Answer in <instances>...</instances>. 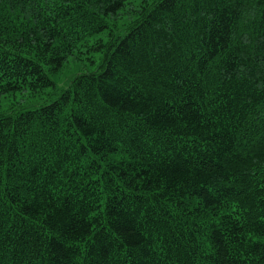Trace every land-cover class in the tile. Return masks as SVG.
<instances>
[{"label":"trees","instance_id":"trees-1","mask_svg":"<svg viewBox=\"0 0 264 264\" xmlns=\"http://www.w3.org/2000/svg\"><path fill=\"white\" fill-rule=\"evenodd\" d=\"M131 2L0 0V264H264V0Z\"/></svg>","mask_w":264,"mask_h":264},{"label":"rangeland","instance_id":"rangeland-1","mask_svg":"<svg viewBox=\"0 0 264 264\" xmlns=\"http://www.w3.org/2000/svg\"><path fill=\"white\" fill-rule=\"evenodd\" d=\"M141 0H132L131 4L122 9L118 15L112 20L113 27L122 32L123 28L126 27L132 21V10L137 8ZM80 56V55H79ZM92 55H83L82 59H77L76 57L69 58L68 61L63 65L59 71L53 74V82L57 87V91L61 86H64L65 82L68 81L70 77L75 74L91 72L95 69L96 64H90L89 61H84V58H88ZM94 62H97L98 57H93ZM57 92L53 88H46L44 91L29 95L25 93H15L0 99V111L9 109L11 106L16 104H21L25 107L38 106L39 104H46L55 98Z\"/></svg>","mask_w":264,"mask_h":264}]
</instances>
